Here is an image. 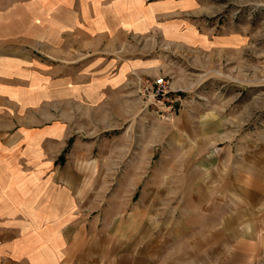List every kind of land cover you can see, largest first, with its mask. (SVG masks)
I'll return each mask as SVG.
<instances>
[{
  "label": "crops",
  "instance_id": "0c3cea01",
  "mask_svg": "<svg viewBox=\"0 0 264 264\" xmlns=\"http://www.w3.org/2000/svg\"><path fill=\"white\" fill-rule=\"evenodd\" d=\"M145 1L79 0L71 13L70 0H13L0 8V120L21 116L5 112L3 101L27 109L51 101L48 67L30 55L37 44L44 50L52 38L68 39L69 25L79 22V50L93 56L101 39L142 29ZM85 60L79 87L92 95L131 86L136 72H148L125 60L115 69ZM217 117L203 114L209 136L178 147L185 158L167 160L196 168L193 174H159L146 185L129 173L130 191L111 196L105 177L81 173L78 161L62 163L68 143L61 122L10 132L0 121V264H264V143L214 147L212 133L228 130ZM221 134L228 139V131Z\"/></svg>",
  "mask_w": 264,
  "mask_h": 264
},
{
  "label": "rangeland",
  "instance_id": "374dc122",
  "mask_svg": "<svg viewBox=\"0 0 264 264\" xmlns=\"http://www.w3.org/2000/svg\"><path fill=\"white\" fill-rule=\"evenodd\" d=\"M12 1L0 0V8L10 7ZM145 2L147 21L142 29L101 39L93 56L87 55L89 49L79 50L84 48L79 22L69 25L68 39L52 38L44 50L37 44L30 55L48 67L51 101L36 102L30 109L21 103L12 108L4 101L1 106L12 114L20 111L19 119L4 115L0 120L12 126L10 132L19 126L39 129L61 122L68 143L62 163L78 161L81 173L105 177L109 183L103 190L109 196L130 191L124 179L129 173L146 185L159 174H193L196 168L173 166L167 160L185 158L186 150L178 147L197 145L209 136L201 118L205 113H216L215 121L228 127L212 133L214 147L231 141L264 143V0ZM70 5L69 13L79 10V0H70ZM42 27L36 24V36ZM189 32L200 39L194 41ZM83 58L82 64L100 62L101 68L105 64L114 69L125 60L148 72H136L139 76L131 86L101 88L92 95L85 92L90 87H79L86 84V79L79 82ZM157 78L168 83L174 99L171 109L161 108L153 98L147 80ZM32 114L35 118H28ZM225 131L226 140L221 134ZM132 202H139V194Z\"/></svg>",
  "mask_w": 264,
  "mask_h": 264
},
{
  "label": "built area",
  "instance_id": "2783aa9c",
  "mask_svg": "<svg viewBox=\"0 0 264 264\" xmlns=\"http://www.w3.org/2000/svg\"><path fill=\"white\" fill-rule=\"evenodd\" d=\"M147 83L152 86L153 98L161 108L171 109L174 99L171 98V90L164 78H157L152 83L147 80ZM167 104H169L167 106Z\"/></svg>",
  "mask_w": 264,
  "mask_h": 264
}]
</instances>
